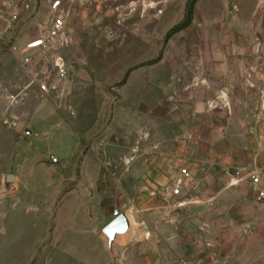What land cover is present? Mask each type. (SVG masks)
Instances as JSON below:
<instances>
[{
  "label": "rangeland",
  "instance_id": "rangeland-1",
  "mask_svg": "<svg viewBox=\"0 0 264 264\" xmlns=\"http://www.w3.org/2000/svg\"><path fill=\"white\" fill-rule=\"evenodd\" d=\"M19 1L20 20L24 15L40 20L37 30L44 42L33 51L47 58L40 70L70 83L49 89L47 97L59 107L73 101L75 113L62 109L67 121L47 102L43 115L30 122L32 142L21 127L0 118V264H153V229L165 224L167 213L165 205L158 207L155 222L156 157L186 179L177 184L191 201L190 215L197 213L192 200L198 198L199 184L205 177L212 184L215 177L200 172L214 159L198 158L196 125L166 126L154 118L164 107L155 90L160 76L197 68L208 51L201 43L205 26L165 44L188 0ZM201 9L198 22L207 25L222 68L254 71L249 80L264 86V0H205ZM58 18L64 21L63 35L52 41ZM16 45V39L7 42L2 53ZM161 55L162 61L152 64ZM248 100L264 101V95ZM173 103L179 109L181 103ZM260 115L251 111L252 132ZM166 135L173 141L167 143ZM31 144L35 148L29 152ZM167 144L172 157H159ZM7 175L18 178L15 190L5 189ZM161 176L176 180V175ZM174 197L175 202L182 198L180 193ZM125 212L133 231L112 254L102 230ZM196 225L189 221V228Z\"/></svg>",
  "mask_w": 264,
  "mask_h": 264
},
{
  "label": "crops",
  "instance_id": "crops-1",
  "mask_svg": "<svg viewBox=\"0 0 264 264\" xmlns=\"http://www.w3.org/2000/svg\"><path fill=\"white\" fill-rule=\"evenodd\" d=\"M20 3L19 0H0V118L6 124L21 127L32 142L35 132L30 122L43 115L48 108L47 102L60 112L63 119L62 109L70 114L75 111L73 101L68 106L59 107L56 100L47 97L51 95L49 89L65 88L70 83L64 85L55 72L40 70V63L47 59L33 52L44 42L37 30L40 20L38 17L29 20L26 15L20 20ZM203 4L205 0H199L191 26L173 38L203 25L201 43L208 46V51L203 52L195 70L183 67L176 74L160 76V85L155 90L161 94L159 101L164 107L156 109L154 118L165 120L166 126L175 123L196 125L199 129L196 138L198 158L214 159L207 161L200 172L215 177L212 184L206 181V177L199 184L198 198L192 200L198 204L197 213L190 215L188 206L191 201L187 196L184 199L185 188L177 184V181L183 184L186 179L170 163H162L156 157L157 164L153 168V174L157 176L153 184L155 222L158 221V207L165 205L167 213L165 224L153 229V264H264V203L257 202L259 191L264 190V101L248 100L249 95H264V86L259 87L249 80L254 77V71L232 66L222 68V59L211 49L215 44L211 41L210 31L205 29L207 25L198 22ZM13 39L17 42L15 50L2 53L4 45ZM42 87L49 92L43 91ZM237 94H246V97H235ZM176 100L181 105L175 110L173 102ZM253 110L261 111L255 132L248 129L254 124L249 119L253 121ZM65 119L69 121V118ZM165 141L172 142V136L166 135ZM34 148L31 144L29 152ZM172 152V146L167 144L164 154L159 157L170 158ZM162 173L176 175V180L164 181ZM8 176L11 175L5 176L4 187L15 190L18 178L14 176L16 180L9 186L6 182ZM162 191L166 193L165 204L159 202ZM176 193L182 196L179 202L173 198ZM189 221H196L198 225L189 228ZM131 234L120 237L111 253L120 240Z\"/></svg>",
  "mask_w": 264,
  "mask_h": 264
},
{
  "label": "water",
  "instance_id": "water-1",
  "mask_svg": "<svg viewBox=\"0 0 264 264\" xmlns=\"http://www.w3.org/2000/svg\"><path fill=\"white\" fill-rule=\"evenodd\" d=\"M14 176H8L6 178L7 185L11 186L15 182ZM133 231V223L128 213H122L115 220H113L103 230V235L108 241L110 250L113 252V246L116 241L123 236L129 235Z\"/></svg>",
  "mask_w": 264,
  "mask_h": 264
},
{
  "label": "trees",
  "instance_id": "trees-1",
  "mask_svg": "<svg viewBox=\"0 0 264 264\" xmlns=\"http://www.w3.org/2000/svg\"><path fill=\"white\" fill-rule=\"evenodd\" d=\"M199 0H188L185 10L184 19L177 24L175 27H173L166 35L165 37V44H168V42L177 34L183 32L184 30L188 29L191 24L193 23L194 18V10ZM162 55L152 64H157L161 61ZM130 73H128L125 77L124 84L127 81V78Z\"/></svg>",
  "mask_w": 264,
  "mask_h": 264
},
{
  "label": "built area",
  "instance_id": "built-area-1",
  "mask_svg": "<svg viewBox=\"0 0 264 264\" xmlns=\"http://www.w3.org/2000/svg\"><path fill=\"white\" fill-rule=\"evenodd\" d=\"M63 30H64V21L62 18H58L55 21L54 24V28L51 32V39L52 41H55L56 39H59L62 35H63ZM64 71L61 70V77H64ZM43 91H47L46 87H42ZM51 163L52 164H57L58 163V159L52 157L51 158ZM257 202L258 203H264V190H260L258 193V197H257Z\"/></svg>",
  "mask_w": 264,
  "mask_h": 264
}]
</instances>
